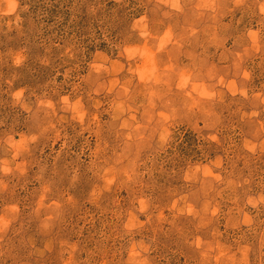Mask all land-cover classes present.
<instances>
[{
  "label": "rangeland",
  "instance_id": "374dc122",
  "mask_svg": "<svg viewBox=\"0 0 264 264\" xmlns=\"http://www.w3.org/2000/svg\"><path fill=\"white\" fill-rule=\"evenodd\" d=\"M0 264H264V0H0Z\"/></svg>",
  "mask_w": 264,
  "mask_h": 264
}]
</instances>
